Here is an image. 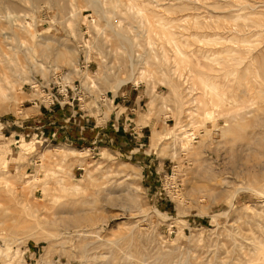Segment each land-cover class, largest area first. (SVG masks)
Segmentation results:
<instances>
[{
	"label": "rangeland",
	"instance_id": "obj_1",
	"mask_svg": "<svg viewBox=\"0 0 264 264\" xmlns=\"http://www.w3.org/2000/svg\"><path fill=\"white\" fill-rule=\"evenodd\" d=\"M0 60V264H264V0H0Z\"/></svg>",
	"mask_w": 264,
	"mask_h": 264
},
{
	"label": "bare ground",
	"instance_id": "obj_2",
	"mask_svg": "<svg viewBox=\"0 0 264 264\" xmlns=\"http://www.w3.org/2000/svg\"><path fill=\"white\" fill-rule=\"evenodd\" d=\"M195 1H196V0H195ZM207 1H208V0H207ZM214 1H215V0H214ZM200 2H201V1H200ZM221 2H222V1H221ZM193 3H194V2H193ZM209 3H212V2H209ZM218 3H220V2H218ZM215 4H216V3H215ZM225 4H226V3H225ZM212 5H213V4H212ZM217 5H218V4H217ZM227 5H228V4H227ZM232 5H233V3H232ZM199 6H200V5H199ZM226 7H227V6H226ZM248 7H249V6H248ZM229 9H230V8H229ZM223 10H224V9H223ZM224 11H225V10H224ZM254 11H255V10H254ZM197 14H198V13H197ZM237 14H238V13H237ZM195 15H196V14H195ZM181 16H182V15H181ZM202 17H203V16H202ZM248 17H249V16H248ZM179 18H180V17H179ZM186 19H187V18H186ZM186 19H185V20H186ZM191 21H192V20H191ZM159 23H160V22H159ZM164 23H165V22H164ZM187 23H188V22H187ZM204 23H205V22H204ZM193 25H194V24H193ZM160 26H161V25H160ZM160 26H159V27H160ZM211 26H212V25H211ZM214 26H215V25H214ZM159 27H158V28H159ZM191 27H192V26H191ZM229 27H230V26H229ZM201 29H202V28H201ZM225 29H226V28H225ZM225 29H224V30H225ZM3 30H4V29H3ZM190 30H191V29H190ZM195 30H196V29H195ZM230 31H231V30H230ZM168 32H169V31H168ZM235 32H236V31H235ZM207 33H208V32H207ZM239 33H240V32H239ZM258 33H259V32H258ZM163 35H164V34H163ZM166 35H167V34H166ZM3 40H4V39H3ZM178 54H179V53H178ZM179 58H180V57H179ZM1 62H2V60H0V64H1ZM188 146H189V145H188ZM185 147H186V146H185ZM185 147H184V148H185ZM23 205H24V204H23Z\"/></svg>",
	"mask_w": 264,
	"mask_h": 264
},
{
	"label": "built area",
	"instance_id": "obj_3",
	"mask_svg": "<svg viewBox=\"0 0 264 264\" xmlns=\"http://www.w3.org/2000/svg\"><path fill=\"white\" fill-rule=\"evenodd\" d=\"M49 98V97H48ZM51 104H53V102H51Z\"/></svg>",
	"mask_w": 264,
	"mask_h": 264
}]
</instances>
